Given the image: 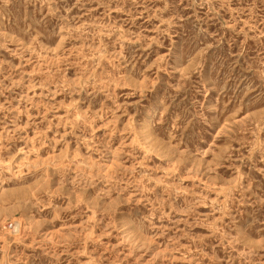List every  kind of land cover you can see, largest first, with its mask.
<instances>
[{
    "label": "rangeland",
    "instance_id": "rangeland-1",
    "mask_svg": "<svg viewBox=\"0 0 264 264\" xmlns=\"http://www.w3.org/2000/svg\"><path fill=\"white\" fill-rule=\"evenodd\" d=\"M0 264H264V0H0Z\"/></svg>",
    "mask_w": 264,
    "mask_h": 264
}]
</instances>
